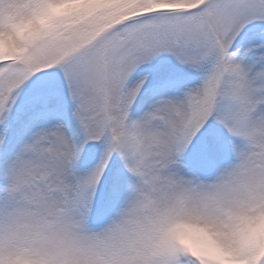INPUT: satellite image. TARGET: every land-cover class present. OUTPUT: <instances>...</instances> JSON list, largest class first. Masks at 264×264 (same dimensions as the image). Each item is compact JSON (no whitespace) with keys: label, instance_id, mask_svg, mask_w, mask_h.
<instances>
[{"label":"snow or ice","instance_id":"obj_1","mask_svg":"<svg viewBox=\"0 0 264 264\" xmlns=\"http://www.w3.org/2000/svg\"><path fill=\"white\" fill-rule=\"evenodd\" d=\"M261 217L264 0H0V264H264Z\"/></svg>","mask_w":264,"mask_h":264},{"label":"clouds","instance_id":"obj_2","mask_svg":"<svg viewBox=\"0 0 264 264\" xmlns=\"http://www.w3.org/2000/svg\"><path fill=\"white\" fill-rule=\"evenodd\" d=\"M177 233L183 241L190 245L200 248L210 254H217L218 249L202 232L198 229L188 226L179 225ZM250 239L264 238V217L258 219L254 227L249 232Z\"/></svg>","mask_w":264,"mask_h":264}]
</instances>
